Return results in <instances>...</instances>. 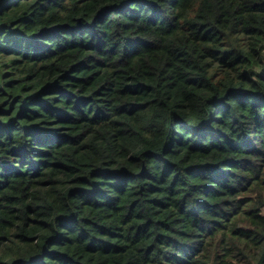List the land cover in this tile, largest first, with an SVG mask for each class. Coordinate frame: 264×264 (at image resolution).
<instances>
[{
    "label": "trees",
    "instance_id": "1",
    "mask_svg": "<svg viewBox=\"0 0 264 264\" xmlns=\"http://www.w3.org/2000/svg\"><path fill=\"white\" fill-rule=\"evenodd\" d=\"M0 264H264V0H0Z\"/></svg>",
    "mask_w": 264,
    "mask_h": 264
}]
</instances>
